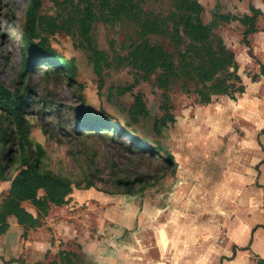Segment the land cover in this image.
I'll list each match as a JSON object with an SVG mask.
<instances>
[{
  "label": "rangeland",
  "instance_id": "rangeland-1",
  "mask_svg": "<svg viewBox=\"0 0 264 264\" xmlns=\"http://www.w3.org/2000/svg\"><path fill=\"white\" fill-rule=\"evenodd\" d=\"M37 1L36 42L69 67L54 73L55 67L42 60L22 78L23 31L35 0H0V82L14 90L26 81L33 106L27 116L30 138L44 148V169L80 187L73 192L80 196V206L70 212L77 216L74 227L81 229L83 253L75 240L61 241V250L56 254L49 251L45 259L38 260L37 248L31 264H66L69 260L100 264L96 252L100 246L104 248L102 264L128 252L139 258L152 254L160 260L156 235L166 231L171 238L164 242L177 247L174 252L178 251L183 262L200 246L196 258L201 264H229L230 259L223 256L225 251L233 256L229 234L241 243L246 237L244 243L250 247L251 233L245 229L264 224L258 176L262 161L257 158L264 132V79L260 75L264 50L261 57L252 49L255 34L264 31L263 15L258 18V32L247 38L248 47L247 28L239 20L225 21L223 17L243 16L250 0H196L203 8L202 21L236 53L246 88V96L217 95L211 103L202 104L197 91L204 82L197 74L196 79L189 78L186 70L172 80L169 89H161L162 69L148 74L132 57L136 47L144 45L163 48L179 67L185 52H190L194 65L206 59L203 50L201 60L186 34L183 25L191 13L179 8V0ZM89 6L94 19L89 38H85L82 20ZM176 28L184 41L178 39ZM260 42L264 47V36ZM184 82L189 84V93L183 91ZM138 97L145 111L137 115L132 106ZM98 118L114 123L118 131H127L156 151L150 155L142 152L127 134L111 132L107 137L83 127ZM168 154L177 164L175 173L163 161ZM17 174L15 170L14 177ZM138 174L150 181L160 180L135 196L114 193L116 176L132 179ZM91 183L95 187L87 189ZM113 199H120L119 205ZM24 207L34 210L30 203ZM53 207L47 217L65 222V212ZM114 207L137 215L131 230L123 232L112 223L108 216ZM143 214L146 217L140 223ZM47 217L42 226L48 224ZM12 225L17 241H25V245L31 230H36L23 229L14 220ZM58 230L69 232L65 225ZM34 238L37 242L43 239ZM254 263L255 257L247 250L236 264Z\"/></svg>",
  "mask_w": 264,
  "mask_h": 264
},
{
  "label": "trees",
  "instance_id": "trees-1",
  "mask_svg": "<svg viewBox=\"0 0 264 264\" xmlns=\"http://www.w3.org/2000/svg\"><path fill=\"white\" fill-rule=\"evenodd\" d=\"M180 9H184L191 14L184 21L186 34L192 41V45L197 48V55L203 58L199 53L205 51L206 59L196 65L192 63L189 55L185 52L182 55L183 66L175 65L169 56L161 47H150L140 45L132 52L134 62L148 74L155 72L156 69H162V74L158 79V85L161 89H169L172 80L187 70L189 78H200L204 82L202 88L198 89V95L202 104L211 103L214 96L224 95L232 97L236 93L244 94L246 91L242 77L239 74V63L236 54L228 48L221 37H217L212 26L206 25L201 17L202 5L196 0H179ZM40 3L35 0L33 7L28 11L27 28L23 31L24 49V67L23 74L32 72L36 64L42 60H47V64L54 66V73L65 72L64 67H69L64 59H56L57 55L36 42V15L39 11ZM251 14L243 16L226 15L225 21L239 20L247 29L245 31V41L248 47V36L258 32V18L263 13L254 6L250 7ZM85 18L82 20L83 36L89 38L91 31V22L94 19L90 6L86 9ZM178 39L184 41L179 29H175ZM191 49V48H189ZM199 53V54H198ZM204 55V54H203ZM62 67V68H61ZM197 74V77L194 75ZM260 75L264 76V64L260 65ZM257 77V75H255ZM23 79L20 86L11 90L0 82V181H10L11 186L6 198L0 205V236L7 234L10 224L9 218L14 217L17 222L26 230L37 229L42 226L43 220L49 215L53 206L62 207L68 203L71 194L75 189H80L79 185L74 184L68 178L61 177L46 169L42 165V159L45 157L44 148L41 145H35L31 138V124L27 116L32 114L33 106L28 94V86ZM210 84V85H209ZM183 91L190 92L188 82L183 83ZM234 98V97H232ZM235 99V98H234ZM145 111V104L141 97L136 99L132 106L134 114H141ZM83 127L95 132H101L103 136L109 137L111 132L118 134H127L134 147L142 152L152 154L156 149H148L142 140L127 133L125 130L118 131L115 124L104 119H94ZM161 150V146H158ZM151 152V153H150ZM163 159L173 173L176 172L177 164L174 156L168 154ZM19 166V169H17ZM18 174L14 177V171ZM143 174H138L134 178L116 176L112 188L114 193L135 196L146 187L156 184L160 178L153 179ZM95 187L94 183L89 184L87 189ZM264 188V187H263ZM43 191L44 195L40 196ZM109 193L110 191H104ZM25 203H30L36 211V215L29 212ZM257 226L253 232L258 228ZM250 241V244L252 243ZM250 247L239 248L234 246L233 256L237 252L249 250ZM257 264H264V260L255 255ZM66 264H73L69 260Z\"/></svg>",
  "mask_w": 264,
  "mask_h": 264
},
{
  "label": "crops",
  "instance_id": "crops-1",
  "mask_svg": "<svg viewBox=\"0 0 264 264\" xmlns=\"http://www.w3.org/2000/svg\"><path fill=\"white\" fill-rule=\"evenodd\" d=\"M251 6H254L256 9H259L263 13L262 17L264 20V0H250L248 7L243 10V15H245V14L250 15L251 14V11H250ZM255 36H257V38H254V41L252 44V47H253L252 49L254 52L253 54L255 56H261L262 57V55H263L262 50H264V47H263V43L260 42V39L262 38V36H264V31L260 30L258 33L255 34ZM248 50H250V49H248ZM237 60H238V57H237ZM263 62H264V59H263ZM261 78L264 79V76H262ZM243 96H246V93H244ZM260 142H261V145H260L261 147H260V152H259V155L257 158L261 159V161H262V165L260 166L261 172L259 173L258 176H259V190H262L261 195H263L261 197V204L263 205V201H264V193H263V190H264V188H263V185H264V132L260 136ZM10 186H11L10 181H0V205L3 201V199L7 197ZM4 194H5V196H4ZM125 196H130V195H125ZM79 197L80 196L73 193V194H71L68 203L65 204L64 207L63 206L62 207H55L54 206L53 208H57L60 211L65 212V214H66L65 215L66 218H64L65 222L52 221L51 216L47 217L46 222L48 224L47 225L45 224L44 226H41V227L37 228L36 230H31L30 235H29V239L26 241V245L24 243L25 241H20V242L17 241V234L12 232L14 230L13 225H12V220H14L19 227H21L23 229H24V227L21 226L17 222L16 218H14V217L9 218V224H10L9 230H8L7 234L0 236V264H31V258L34 257V253L36 252L37 248H38L37 250L39 253L38 260H41L42 257H43V259H45L46 255L49 251H52L53 254H56L58 252V250H61V247H60L61 241L66 242V244H67L69 241L75 240L81 246V249H82L81 252L83 253V236L81 234V229L77 230V228L74 227V226H76V223L74 220H76L75 218H77V216L75 215V213L70 212L71 210H75L80 206L79 205ZM101 197L103 198V196H101ZM131 198H132V200L134 199V197H131ZM132 200H127V201H132ZM113 202L115 203L114 205H119L120 199H116V200L113 199ZM27 210L29 212H31L32 214L36 215L35 209L34 210L33 209L32 210L27 209ZM102 216H103V214L101 215V220H103ZM108 217L111 218L113 224L117 223L118 225L116 227L117 228L121 227L123 232H124V230H131L132 225H134L137 222V215L133 214V212L130 209H124V208H119V207H114L110 211ZM145 217L146 216L144 214L139 216L140 223H142V221L144 220ZM71 222H73V223H71ZM60 225H65L69 229V232H64V233L60 232L58 230V227H60ZM72 225L74 228L73 230L71 229ZM114 225H111V226H113V228H114ZM257 226H264V224L261 223L259 225H256V227ZM256 227L253 226L251 228H248L247 230L245 229L246 233H247V231L251 233V236L249 237L250 239L249 238L248 239L250 241H251V239H253L251 244L249 241L250 250H248V251H250V253L252 254L253 257H255V255H257V256H259V258L264 260V240L260 237V236H264V228L263 227L258 228L256 231L253 232V229ZM49 228L51 230H49ZM112 230L115 231L116 229H112ZM11 234H15V241L14 242H12L9 239ZM129 235L131 236L132 234H129ZM35 236H42V238H43L42 241L40 240L37 242L34 238ZM229 237H230L229 244H232L234 242V246H237L239 248L247 247L246 246L247 241L244 243V241L246 240L245 236H244L245 238H242L241 236H239L240 238H242V243L238 242L237 240L233 241L231 233L229 234ZM54 238H55V242L53 244ZM156 238L158 239L157 240V246H158L159 253H160V260H159V258H157V259L154 258V256H152V254L150 256H147V254L145 253L143 258H139L138 255H136V254L133 255L130 252H128L125 255L126 257L120 255V259H117L116 257L113 258V260L110 264H184L185 262H186V264H201L200 259L196 258V257L200 254V250L202 247L197 246L196 249H192L191 256L186 257L188 259L185 262H183L181 257H179L178 251L174 252L175 248H177V247H174L171 245L168 246L165 243V242H167L166 240H169L171 238L169 231L157 233ZM229 244L227 246H229ZM68 246L69 245H66V247H68ZM136 248H138V247H136ZM145 248H146V246H145ZM226 248L229 249L228 247H226ZM69 249L73 250L70 247H69ZM103 251H104V248L102 246H100V249H98V251H96L97 255H98L97 258H99V260H100L99 262L97 261V263H100V264L103 263V261H102ZM246 251L247 250L237 252L236 257L233 259H230L228 263L229 264L238 263V261L240 260V258L243 257V255ZM74 252L77 253L76 251H74ZM228 252L229 251H225L223 253V256H225L226 259L231 258V257H229L230 255ZM232 252H233V250H232ZM166 256H167V258H166ZM169 257H170V260H168Z\"/></svg>",
  "mask_w": 264,
  "mask_h": 264
},
{
  "label": "water",
  "instance_id": "water-1",
  "mask_svg": "<svg viewBox=\"0 0 264 264\" xmlns=\"http://www.w3.org/2000/svg\"><path fill=\"white\" fill-rule=\"evenodd\" d=\"M9 239H10L12 242H14V241H15V234H11L10 237H9Z\"/></svg>",
  "mask_w": 264,
  "mask_h": 264
}]
</instances>
